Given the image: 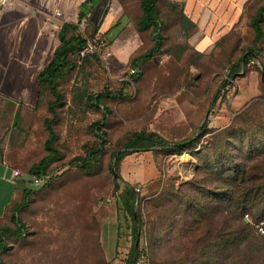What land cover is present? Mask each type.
<instances>
[{"label": "rangeland", "instance_id": "obj_1", "mask_svg": "<svg viewBox=\"0 0 264 264\" xmlns=\"http://www.w3.org/2000/svg\"><path fill=\"white\" fill-rule=\"evenodd\" d=\"M117 1L121 15L115 25L122 22L113 37L117 49L111 47L112 38L93 29L86 19L77 24L76 32L92 44L93 53L81 58L71 55L74 67L57 79L62 101L54 109L51 125V146L57 157L44 168L51 177L45 186L34 187L24 176L29 194L14 215L21 235L1 233L0 263L124 264L136 228V251L146 253L148 264H161L170 256L169 217L177 218L184 210L172 204L153 205L170 188L190 180L206 156L214 171L231 173L239 164L247 175L256 176L247 186L249 193L236 203L253 209L254 215L260 212L256 222L250 212H243L240 220L263 236L254 244L260 247L259 264H264V34L248 53L253 35L249 17L264 0H216L208 4L210 12L197 6L194 14L197 0H154L160 46L138 59L153 45L150 28L137 27L139 0ZM260 28L264 32V11ZM105 50L112 54L107 65L101 58ZM242 54L245 63L239 59ZM252 57L256 63L246 65ZM130 68L136 70L133 77L127 76ZM224 68L232 85L224 82ZM40 90L37 111L43 119L51 117L44 108L51 96L45 87ZM102 90L107 95L100 99V108L88 106L85 96ZM103 108L108 110L102 126L104 145L89 161V151L100 144L90 127L100 120ZM231 128L236 131L233 136L228 134ZM138 131H153L169 142H193L173 153L152 147L120 160L112 158L114 152H125L122 144ZM39 136L43 142V125ZM110 170L119 177L116 191ZM122 183L140 189L133 203L135 223L125 212L117 214ZM150 210L155 211L152 217L165 218L154 233ZM7 227L12 230L15 225ZM214 235V230L208 233L211 239ZM198 251L197 246L189 247L182 256L187 259L179 264H193L192 257L194 264H215V259L221 264L240 262L227 249L221 257L215 248L202 255Z\"/></svg>", "mask_w": 264, "mask_h": 264}, {"label": "trees", "instance_id": "obj_2", "mask_svg": "<svg viewBox=\"0 0 264 264\" xmlns=\"http://www.w3.org/2000/svg\"><path fill=\"white\" fill-rule=\"evenodd\" d=\"M85 1L91 2V0ZM153 2L154 0H139L141 13L137 20V27L140 29L150 28L153 45L136 57V59L152 55L160 46V35L158 34L160 21H158L154 14ZM263 11L264 4L258 5L249 17V26L252 28L253 35L248 53L252 52L257 41L264 34L263 30L260 28ZM84 12L81 11L80 14L82 15ZM76 29L77 25L75 24L66 22L61 24L58 34V45L54 49L48 62L37 73L38 91L35 106L41 107V87H45V90L51 96V99L46 101L44 107L46 112L51 114V117H44L42 119V125L46 131V137L42 142V148L46 154L42 156L39 161L32 164L27 171L28 178L30 175L49 176L46 182L40 187L45 186L51 177L44 168L57 157V152L51 146L54 139V132L51 127L53 113L54 109L60 105L62 101L61 94L57 88V79L65 70H70L74 67L73 62L70 60V56L76 54L85 43V39L76 32ZM239 59L245 63L247 57L242 54ZM131 62H133V60ZM248 64L249 61L246 65ZM260 81H263V76H260ZM106 95L107 92L104 90L96 93H89L85 96L86 104L92 108L99 109V101ZM107 112L108 110L103 108L100 120L93 123L90 127L92 133L99 138L100 144L96 149L89 151L87 158L89 161L94 159L97 154L102 151L104 145L102 126L105 122V113ZM200 132H204V126L200 128ZM228 134L233 136L236 134V131L234 128H231ZM192 142V139L169 142L153 131H138L133 133L122 144L121 148H123L125 152H123L122 155H118L114 152L112 158L114 157L115 160H120L124 155L136 151L148 150L152 147H159L161 151L173 153L180 150L182 147L190 146ZM87 164L88 161L82 165L81 168H85ZM230 171L231 173L226 174L222 173V171H214L209 167L207 157L202 156L195 167L192 178L187 181H181L175 187L173 186L170 188L163 197L157 201V204L153 205V207H158L172 204L175 207H183L184 210V214L177 216V218H175L174 215L169 217L172 219L173 225L171 230L174 231H172L170 237L166 239V242H171L169 247L170 256L169 258H165V261L163 260L161 264L181 263V261L187 259V256L182 257L185 251L188 250L189 247L193 248L195 246L198 247V253L201 255L215 248V254L221 257V252L227 249L232 259L240 260V264H259L260 247L255 245L254 242L258 240L259 237L263 236L256 234L253 226L249 223H241L240 218L243 212H250L253 218L252 220L256 222L257 219L261 218V216H259L260 212H258L256 216L254 215L253 209H247L236 203L239 197L249 193L248 190L251 189L247 188V186L251 180H256V176L251 177L247 175L244 166L239 164ZM110 173L112 176L113 190L116 191L120 188L119 177L113 170H110ZM25 182L24 180V183ZM133 187L134 186L122 183L121 197L116 205V210L119 217L122 215V212H125L135 223V207L133 203L135 195L139 193H134ZM28 194L29 189L24 187L21 191L20 200L10 206L8 224L0 227V253L2 250V232H11L15 236L21 235L20 224L16 221L14 215L26 204ZM139 201L140 198H138L137 204ZM154 214V210L149 211V216L152 219L150 222L152 227L151 233L161 229L163 220L165 219L162 216L152 217ZM11 223L15 225L12 230L7 227ZM212 230L215 231L213 239L208 236V233ZM136 236V228H133L130 249L124 264H133L132 261L137 255L136 245H134ZM191 262L194 264L196 258L192 257ZM239 263L232 262V264ZM215 264H221V262H217V259H215Z\"/></svg>", "mask_w": 264, "mask_h": 264}, {"label": "crops", "instance_id": "obj_3", "mask_svg": "<svg viewBox=\"0 0 264 264\" xmlns=\"http://www.w3.org/2000/svg\"><path fill=\"white\" fill-rule=\"evenodd\" d=\"M208 1L197 0L193 14L197 6L210 12L207 6L216 0ZM53 10L71 24L86 15V22L112 38L111 47L117 49L113 37L122 23L115 25L121 15L117 0H12L0 8V227L8 224L10 206L20 200L29 167L42 157L37 73L57 47L64 23L51 17ZM12 170L17 175L10 182Z\"/></svg>", "mask_w": 264, "mask_h": 264}, {"label": "built area", "instance_id": "obj_4", "mask_svg": "<svg viewBox=\"0 0 264 264\" xmlns=\"http://www.w3.org/2000/svg\"><path fill=\"white\" fill-rule=\"evenodd\" d=\"M11 1L12 0H0V8H3L5 6H7L9 3H11ZM51 17L57 19L60 22H66L68 20V18L63 17L58 10H53L51 12ZM85 19H86V15L82 16L81 18L76 17L74 19L73 23H75L76 25L77 24H81L82 22L85 21ZM91 53H93L92 44L85 40L84 45L77 51L76 56L81 58V57H83L85 55H88V54H91ZM110 56H111V52L109 50H105V51L102 52L101 58L104 61L105 65H107L106 60L108 58H110ZM253 63H256V61L252 57V59L249 60V64H253ZM227 70L228 69H226V68L223 69L222 77L224 79V82L228 83L227 85H229V84H232V81H231L230 77H228V75H226L227 72H228ZM134 74H136V70L134 68H130L128 70L127 76L130 77V76H132ZM16 175H17V171L16 170H12L11 174H10V177H8V180L10 182H13V178ZM48 177L49 176H47V175H44V176L30 175L29 176V181H30L32 186L40 187L46 182ZM133 191H134V193H137V192L140 191V189H139L138 186H134L133 187ZM136 199H137V194L135 195V201H136ZM132 262H133V264H148L147 263L146 253H144V251H139V252L137 251V255H136V257H134Z\"/></svg>", "mask_w": 264, "mask_h": 264}, {"label": "water", "instance_id": "obj_5", "mask_svg": "<svg viewBox=\"0 0 264 264\" xmlns=\"http://www.w3.org/2000/svg\"><path fill=\"white\" fill-rule=\"evenodd\" d=\"M244 56V55H243ZM134 245H136V241L134 242Z\"/></svg>", "mask_w": 264, "mask_h": 264}]
</instances>
